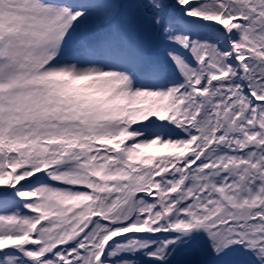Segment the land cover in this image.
Returning <instances> with one entry per match:
<instances>
[{
  "label": "snow or ice",
  "instance_id": "snow-or-ice-1",
  "mask_svg": "<svg viewBox=\"0 0 264 264\" xmlns=\"http://www.w3.org/2000/svg\"><path fill=\"white\" fill-rule=\"evenodd\" d=\"M0 264H264V0H0Z\"/></svg>",
  "mask_w": 264,
  "mask_h": 264
}]
</instances>
